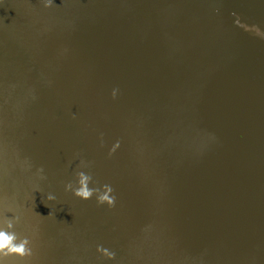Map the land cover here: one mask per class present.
Masks as SVG:
<instances>
[{
	"label": "water",
	"instance_id": "water-1",
	"mask_svg": "<svg viewBox=\"0 0 264 264\" xmlns=\"http://www.w3.org/2000/svg\"><path fill=\"white\" fill-rule=\"evenodd\" d=\"M46 2L0 0V264H264V0Z\"/></svg>",
	"mask_w": 264,
	"mask_h": 264
},
{
	"label": "clouds",
	"instance_id": "clouds-1",
	"mask_svg": "<svg viewBox=\"0 0 264 264\" xmlns=\"http://www.w3.org/2000/svg\"><path fill=\"white\" fill-rule=\"evenodd\" d=\"M51 6L52 0H47L45 7ZM117 93L118 90L114 89L112 93L113 98L116 97ZM115 147H119V144ZM113 151H115V148ZM38 171L42 174L44 169L41 167ZM42 178L46 177L42 176ZM92 179L91 175L80 171L77 173L78 187H74L73 183L69 182L65 186V190L73 192L76 197L83 200H89L96 195L99 204L103 205L106 203L110 207H114L116 203V198L112 195L114 189L107 184L103 185V191H101L100 188H91L89 185L91 184ZM46 199L47 201H54L56 200V196L53 193H48ZM49 215L52 214L50 213ZM16 223H18V217L7 218L6 228L0 230V253H2L4 257H8L12 254H18L21 257L31 255V249L29 248L30 241L26 237L23 239L18 238L17 233L15 232ZM97 250L108 256L110 259L115 258V254L107 251L103 246H98Z\"/></svg>",
	"mask_w": 264,
	"mask_h": 264
}]
</instances>
